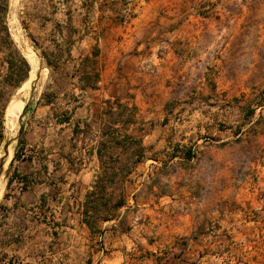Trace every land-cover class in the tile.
<instances>
[{
    "label": "rangeland",
    "instance_id": "374dc122",
    "mask_svg": "<svg viewBox=\"0 0 264 264\" xmlns=\"http://www.w3.org/2000/svg\"><path fill=\"white\" fill-rule=\"evenodd\" d=\"M147 1L150 10L159 14L157 21L139 34L174 43L160 45L158 55L163 49L175 48L190 61L176 60L175 64L184 69L166 79L171 80L169 87L157 94L165 97L163 105L158 102L157 120H163L168 140L150 146L142 143L144 150L136 164L132 163L131 151L114 148L106 156L119 157L120 163L114 164L132 166V173L146 151L167 152L161 160L164 169L159 185L168 190L169 185L196 182L197 195H208V226L203 230L208 231V244L213 248L209 252L216 255L213 260L217 264H264V0ZM56 3L8 0L5 22L10 37L25 59L24 50L34 52L41 75L37 80L32 76L27 95L18 92L30 72L16 86L17 57L10 56L5 47L0 49V131L4 136L0 150L9 108L18 100L22 99L24 106L16 121L15 137L42 99L54 102V113L59 117L74 110L65 108L66 97L50 91L54 87L43 57V52L55 51L57 40L69 32L46 24ZM95 31L102 36L105 30ZM113 107L110 115L107 106L100 108L93 101L87 104L89 125L101 131L106 120H133L134 107L125 103H114ZM134 122L128 124L126 132L142 142L152 128ZM86 130L82 129V136ZM16 145L17 140L13 154L2 163L6 179L0 198V264H60L64 256L54 255L59 252L60 241L52 234L62 230L57 221L50 216L45 219L44 211L36 209L29 214L33 223L27 230L21 212L10 216L3 209ZM129 175L112 185L114 195L119 189L125 195V185L132 180ZM202 184L207 186L206 192ZM119 224L124 228V218ZM100 228L101 233L95 235L100 237L97 244L104 251L102 224Z\"/></svg>",
    "mask_w": 264,
    "mask_h": 264
},
{
    "label": "crops",
    "instance_id": "0c3cea01",
    "mask_svg": "<svg viewBox=\"0 0 264 264\" xmlns=\"http://www.w3.org/2000/svg\"><path fill=\"white\" fill-rule=\"evenodd\" d=\"M127 1L54 0L46 24L69 32L43 57L54 87L50 91L66 97L65 108L74 110L59 117L54 102L42 99L22 122L3 209L10 216L21 212L27 230L33 223L29 214L36 209L57 221L62 230L52 234L60 241L54 253L64 256L60 264H217L203 230L208 195H197L196 182L169 185L168 190L159 185L165 151H146L130 173L118 218L102 222L104 251L97 244L100 237L82 221L86 193L100 173L101 131L89 125L86 105L134 107V123L152 128L142 137L143 145L164 143L165 125L157 119L165 97L157 94L169 87L166 79L184 69L175 61H190L175 48L158 55L160 45L174 43L139 33L157 21L159 11L150 10L147 0ZM95 30L105 31L99 36Z\"/></svg>",
    "mask_w": 264,
    "mask_h": 264
},
{
    "label": "trees",
    "instance_id": "16d2710c",
    "mask_svg": "<svg viewBox=\"0 0 264 264\" xmlns=\"http://www.w3.org/2000/svg\"><path fill=\"white\" fill-rule=\"evenodd\" d=\"M7 11L8 0H0V49L5 47L8 49L9 55L13 54L17 57L16 72L18 74L15 85L18 86L27 77L30 68L27 60L14 46L10 37L5 22ZM112 108V106H108L107 108L110 115L113 113ZM26 109L25 107L24 112ZM133 122L134 120H106L103 123L101 140L97 149L100 173L96 176L92 189L86 193L82 210V221L92 234L101 233L100 225L102 222L118 218L119 210L125 204L123 189H119V193L114 195L112 185L118 181H122L124 177L129 175L132 166L126 164L116 166L114 163H120V158L117 156L107 157L106 153L109 149L119 148L125 151H131L130 154L133 164L139 161L144 150L142 142L139 138H135L132 134L126 132L128 124ZM21 133L22 126L20 127V135L16 145L14 159L17 157L18 146L21 142ZM3 138L4 136L0 131V142ZM111 163L113 164L112 166Z\"/></svg>",
    "mask_w": 264,
    "mask_h": 264
},
{
    "label": "bare ground",
    "instance_id": "6f19581e",
    "mask_svg": "<svg viewBox=\"0 0 264 264\" xmlns=\"http://www.w3.org/2000/svg\"><path fill=\"white\" fill-rule=\"evenodd\" d=\"M24 51H25V56H26L27 62L30 65V71H29L30 76L28 77V79H26V81L18 89V92H21V93L23 92L24 95H27L28 94L27 88L29 86V83L31 81L32 76L34 75V77H36V80L39 79L40 76L37 77L36 74L41 75V68L39 66L38 70H37V65H38L37 64V57L35 56L34 52L31 49H26ZM34 77H33V79H34ZM23 106H24V102L21 99V100H18V102L16 104H12L9 108V111H8L7 131L6 132L8 134H11V136H13L14 138H15V134H16V132H15L16 130L14 131L16 124H17L16 121L20 115V112H21ZM14 143H15V139L7 146L6 152H4L2 149L0 150V198H1L2 193H3V188L5 186V179H6V176L2 171V169H3L2 163H3V160L5 158L9 159L11 157V155L13 154Z\"/></svg>",
    "mask_w": 264,
    "mask_h": 264
},
{
    "label": "water",
    "instance_id": "95a60500",
    "mask_svg": "<svg viewBox=\"0 0 264 264\" xmlns=\"http://www.w3.org/2000/svg\"><path fill=\"white\" fill-rule=\"evenodd\" d=\"M36 76L39 77L40 75H39V74H36ZM24 109H25V107H24ZM24 109H23V111H24ZM19 135H20V127H19V130H18V136H16L15 138H14L13 136H11V134H8V133L6 132V137H5V140H4V144H3V146H2V150H3L4 152H6V150H7V146H8V145H9L14 139L17 140V142H18Z\"/></svg>",
    "mask_w": 264,
    "mask_h": 264
}]
</instances>
